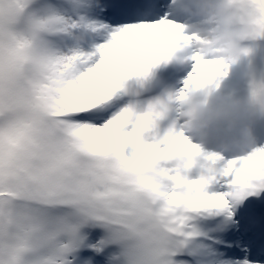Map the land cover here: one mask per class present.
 <instances>
[{
  "label": "snow or ice",
  "instance_id": "snow-or-ice-1",
  "mask_svg": "<svg viewBox=\"0 0 264 264\" xmlns=\"http://www.w3.org/2000/svg\"><path fill=\"white\" fill-rule=\"evenodd\" d=\"M243 2L264 26V0ZM191 4L0 0V264H264L238 231L264 144L228 158L183 128L184 97L220 74ZM179 48L191 70L161 89Z\"/></svg>",
  "mask_w": 264,
  "mask_h": 264
},
{
  "label": "clouds",
  "instance_id": "clouds-1",
  "mask_svg": "<svg viewBox=\"0 0 264 264\" xmlns=\"http://www.w3.org/2000/svg\"><path fill=\"white\" fill-rule=\"evenodd\" d=\"M187 11L198 17L186 28L196 34V51L211 59L220 69L214 77L218 84L189 90L182 101V123L186 134L208 151L223 155H240L258 144L255 125L264 118V96L247 98L232 92L219 91L233 65L250 56L253 46L264 36V26L246 14L243 0H192ZM189 50L179 48L172 60L182 63Z\"/></svg>",
  "mask_w": 264,
  "mask_h": 264
},
{
  "label": "rangeland",
  "instance_id": "rangeland-1",
  "mask_svg": "<svg viewBox=\"0 0 264 264\" xmlns=\"http://www.w3.org/2000/svg\"><path fill=\"white\" fill-rule=\"evenodd\" d=\"M199 18L194 17L190 18L188 21L198 22ZM245 43L251 44L253 46V52L250 56L242 57L241 60L233 65L229 76L223 81V84L219 91L232 92L237 96L247 98L252 95V89L254 84L264 83V38H261L257 41H246ZM191 70V62L189 63H177L173 62L163 73V83L161 88H166L171 91L179 90L183 87L184 78L187 76L188 72ZM170 78H178L176 81L168 82ZM256 133L260 135L258 138V144H264V120L259 128L256 130ZM225 157L230 158L229 155H224ZM258 199V200H256ZM249 200L261 203L264 201V196L262 197H250ZM247 203V202H246ZM251 210L253 215H259L264 213V203L254 206L252 203L248 207H245L240 215H242V220L240 221V228L242 225H245V231L243 235L248 236L249 238L255 239L256 242H264V233L255 231L261 229L264 232V228L251 227L249 223L248 214H245V211ZM87 231V229H85ZM97 231H100L99 229Z\"/></svg>",
  "mask_w": 264,
  "mask_h": 264
},
{
  "label": "bare ground",
  "instance_id": "bare-ground-1",
  "mask_svg": "<svg viewBox=\"0 0 264 264\" xmlns=\"http://www.w3.org/2000/svg\"><path fill=\"white\" fill-rule=\"evenodd\" d=\"M186 63H189V62H186ZM176 80H178V78H176L174 81H176ZM261 119H264V118H261ZM262 122H263V121H262ZM262 122H258V123H256V125H255V129H256V130L259 128V126L262 124ZM256 135H257L258 138L260 137V135H259L258 133H256ZM245 214H246V215L248 214V216H251V217L254 216L253 213L251 212V210H248V209H247V211H245ZM241 216H242V215H241ZM242 217H243V216H242ZM248 228H250V227H248ZM248 228H245V225H242V226H241V229H239L238 231H239L240 234L243 235V232L245 231V229H248ZM257 228H259V227H257ZM255 232H256V233H258V232L264 233V232H262L261 229H257ZM246 235H247V234H246ZM246 235H243L244 238H245V240L252 239V238H249V237L246 236ZM253 241H255V239H253ZM255 243H256L257 245H259V244L264 243V242H256V241H255ZM253 250H255V249H253Z\"/></svg>",
  "mask_w": 264,
  "mask_h": 264
}]
</instances>
